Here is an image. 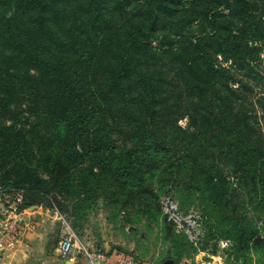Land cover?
Segmentation results:
<instances>
[{
  "label": "trees",
  "instance_id": "obj_1",
  "mask_svg": "<svg viewBox=\"0 0 264 264\" xmlns=\"http://www.w3.org/2000/svg\"><path fill=\"white\" fill-rule=\"evenodd\" d=\"M263 47L264 0H0V136L29 131L48 174L17 164L28 180L0 188L50 207L152 175L197 191L249 248L259 231L237 210L244 193L264 209Z\"/></svg>",
  "mask_w": 264,
  "mask_h": 264
},
{
  "label": "rangeland",
  "instance_id": "obj_2",
  "mask_svg": "<svg viewBox=\"0 0 264 264\" xmlns=\"http://www.w3.org/2000/svg\"><path fill=\"white\" fill-rule=\"evenodd\" d=\"M260 1L262 0H258V2ZM260 56L264 64V47L260 51ZM0 121L3 122V120ZM180 121L184 123L185 117ZM4 122L10 123L11 121L6 119ZM29 123L25 124L26 128ZM28 132L15 133L10 136V141H5L0 136V182L15 181L18 177L15 174V166L17 164L26 165V163L30 167H36L38 174L47 179L48 174L44 170V165L41 163L37 165L32 158L33 150L37 148V145L30 142L29 144L33 147L32 151L29 152V155L24 152V149L25 151L29 149V137L25 139L22 135L24 136ZM167 136L170 137L171 134L169 133ZM18 139H22L20 142L22 158H19V155L16 154L17 149L13 147L14 141H18ZM126 145H129V141ZM76 168L75 166L72 170L76 171ZM19 177V180L26 181L30 176L23 172ZM146 177V182H143L140 189L148 193L152 190V195L149 193L150 195L145 196L143 191L140 189L137 191L138 187L135 186H132V190L126 194L131 185L135 184L130 178H127L130 180L125 185L127 187L117 185V182L105 186L103 192H108L110 196L104 201L98 197L95 201L91 198L92 200L88 199L82 202L76 195L66 193L65 196H61L58 194L57 199H53V203L47 211L45 224L43 220H39L38 225L39 229L43 226V230L46 231V243L49 251L55 250L61 232L68 229L63 227L55 216H51L54 215V212H58L66 219L79 241L102 249L107 246L117 247L118 252L130 253L140 263L146 259L156 264H191L195 253L204 250L224 264H264V209L257 206L253 197L254 193L242 194L240 197L244 204L240 205L237 210L245 219L243 224L249 225L251 229H257L259 231L257 235L262 236L260 238L261 245L255 246L256 242L251 241L250 247L247 248L243 246V238L240 239L238 230L229 232L228 227H231V223L228 224L223 219V211L217 209L215 205H211L197 191L190 192L176 185L174 190L180 205H204L209 218L207 224L215 227L214 231L210 232L200 245L194 246L183 233L176 231L165 221L160 199L166 193L167 182L162 183L160 179L156 180L152 175H146ZM125 198H127L125 205H122V199ZM50 217L54 223L50 222Z\"/></svg>",
  "mask_w": 264,
  "mask_h": 264
},
{
  "label": "built area",
  "instance_id": "obj_3",
  "mask_svg": "<svg viewBox=\"0 0 264 264\" xmlns=\"http://www.w3.org/2000/svg\"><path fill=\"white\" fill-rule=\"evenodd\" d=\"M160 203L167 223L183 233L192 245H200L207 232L201 208L194 204L182 207L171 192L164 193ZM30 209L31 205L24 201L22 188H0V250L16 247L25 225L26 213ZM54 216L63 227L68 228L61 232L56 246L61 259L77 256L86 259L89 264L108 263L105 249L79 241L66 219L58 212H54ZM114 264H140V261L130 253L118 252Z\"/></svg>",
  "mask_w": 264,
  "mask_h": 264
},
{
  "label": "crops",
  "instance_id": "obj_4",
  "mask_svg": "<svg viewBox=\"0 0 264 264\" xmlns=\"http://www.w3.org/2000/svg\"><path fill=\"white\" fill-rule=\"evenodd\" d=\"M48 209L49 207L43 205H35L27 211L25 225L16 247L9 250H0V264H89L86 259L77 256L61 259L57 253H55L56 247L54 248L55 250H53L55 251L54 253L53 251H49L46 243V231L43 230V226L40 227V229L38 228L39 220H43L45 224ZM51 216L54 215L52 214ZM50 222L54 223L51 217ZM105 250L108 254L107 264H114V257L118 253L117 247L110 248L107 246ZM205 254L208 256H204ZM192 259L191 264H224L204 250L196 252ZM140 264L156 263L144 259Z\"/></svg>",
  "mask_w": 264,
  "mask_h": 264
},
{
  "label": "water",
  "instance_id": "obj_5",
  "mask_svg": "<svg viewBox=\"0 0 264 264\" xmlns=\"http://www.w3.org/2000/svg\"><path fill=\"white\" fill-rule=\"evenodd\" d=\"M33 206H35V205H31V207H33ZM260 238H262V236L261 235H258V236H256L255 238H254V242H257L258 240H260Z\"/></svg>",
  "mask_w": 264,
  "mask_h": 264
}]
</instances>
